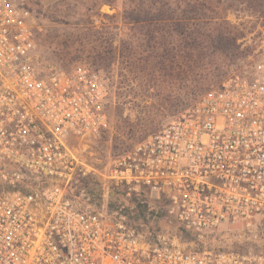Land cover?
<instances>
[{
	"label": "built area",
	"instance_id": "1",
	"mask_svg": "<svg viewBox=\"0 0 264 264\" xmlns=\"http://www.w3.org/2000/svg\"><path fill=\"white\" fill-rule=\"evenodd\" d=\"M262 33L242 70L106 172L130 200L164 199L167 216L199 239L264 220ZM35 50L32 15L0 0V264H264L252 251L186 249L178 234L137 232L74 202V183L96 173L84 139L107 127L108 81L82 64L40 76Z\"/></svg>",
	"mask_w": 264,
	"mask_h": 264
},
{
	"label": "rangeland",
	"instance_id": "2",
	"mask_svg": "<svg viewBox=\"0 0 264 264\" xmlns=\"http://www.w3.org/2000/svg\"><path fill=\"white\" fill-rule=\"evenodd\" d=\"M20 1L33 17L40 76L82 64L108 81L107 127L84 139L83 155L96 173L74 183L72 200L115 213L137 232L187 235L178 240L186 249L264 254V220L223 225L202 239L166 213L131 222L123 214L130 199L106 179L117 156L247 65L263 38L264 0H114L99 10L94 0ZM143 199L156 213L165 210L164 199Z\"/></svg>",
	"mask_w": 264,
	"mask_h": 264
},
{
	"label": "trees",
	"instance_id": "3",
	"mask_svg": "<svg viewBox=\"0 0 264 264\" xmlns=\"http://www.w3.org/2000/svg\"><path fill=\"white\" fill-rule=\"evenodd\" d=\"M17 2L20 6L23 7L22 2L20 0H17ZM112 2H114V0H94V5L97 10H99L100 6L103 4H108L109 6H112ZM128 205L129 206H127L123 210V214L127 216L131 222L144 221L147 217H152L155 214H158V216H162V214L166 213L165 210L163 212L156 213L154 209L151 208L150 204L143 198L131 199ZM186 237L182 236L183 239H185Z\"/></svg>",
	"mask_w": 264,
	"mask_h": 264
}]
</instances>
